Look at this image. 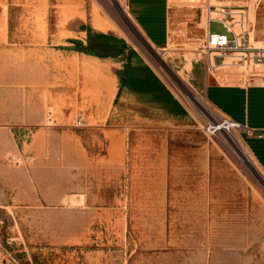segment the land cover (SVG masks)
<instances>
[{
	"label": "rangeland",
	"instance_id": "374dc122",
	"mask_svg": "<svg viewBox=\"0 0 264 264\" xmlns=\"http://www.w3.org/2000/svg\"><path fill=\"white\" fill-rule=\"evenodd\" d=\"M188 1L169 3V46L158 52L112 0H76L77 19L124 38L187 113L123 122L98 119L102 106L77 90L52 89L47 58L20 55L67 47L78 25L58 23L67 12L57 1H12L9 39L0 25V264H264V172L240 131L208 133L222 116L182 72L204 64L208 3L243 9L256 26L264 0Z\"/></svg>",
	"mask_w": 264,
	"mask_h": 264
},
{
	"label": "crops",
	"instance_id": "0c3cea01",
	"mask_svg": "<svg viewBox=\"0 0 264 264\" xmlns=\"http://www.w3.org/2000/svg\"><path fill=\"white\" fill-rule=\"evenodd\" d=\"M12 1L0 0V25L6 27L7 39L10 34L7 26H10L12 22ZM28 1L33 0H20L18 7L27 6ZM56 1L58 7L67 12V16L61 18L58 23L68 24V26L78 25L77 29L72 28L69 31L71 36L65 40L67 47L58 50L23 48L20 51V55L25 57L35 55L48 59V66L53 77L52 89H59L62 86L71 90V94L75 93L73 90H77L80 96L90 100L91 105L102 106L103 112L98 119L104 121L112 117L121 122L128 118L138 119L137 116L142 115L148 109L157 111L162 117L182 118L169 114L167 103L175 100L180 106L181 104L124 38L117 36L110 29L101 30L88 25L85 18L77 19L76 8L80 5L76 4V0ZM122 2L123 13L145 43L158 52H165L169 46L171 31L170 0H122ZM53 7L56 6L53 5ZM18 23L26 25L27 18L21 17ZM256 24V26H252V40L264 45V15L257 20ZM81 27H90L95 32L111 34L124 40L127 49H131L137 54L158 81L152 82L148 87H140L139 90L125 87L119 93V75L125 70L126 57L101 60L72 49L74 41H79L83 46H86V32L82 31ZM26 40L22 44L19 43V46L28 47ZM131 63L135 64L136 60L131 59ZM182 72L183 74L188 73L192 89L201 94L214 111L242 127V139L256 164L264 172V85L260 80L253 79L250 85L245 86L242 83V78L236 74H218L215 77H209L205 74L203 61L193 62V64L188 61ZM60 83L62 84L60 85ZM189 103L199 115L206 112L197 97L189 98ZM211 125L215 130L224 129L221 122ZM110 134L119 136L114 132H110ZM221 134L238 147L242 159L247 161L245 152L239 149V141L236 138L230 139L226 132Z\"/></svg>",
	"mask_w": 264,
	"mask_h": 264
},
{
	"label": "built area",
	"instance_id": "2783aa9c",
	"mask_svg": "<svg viewBox=\"0 0 264 264\" xmlns=\"http://www.w3.org/2000/svg\"><path fill=\"white\" fill-rule=\"evenodd\" d=\"M201 15L206 27L200 40V51L204 56V71L209 77L218 74H236L242 78L245 86L253 79L264 85V45L252 40V25L248 22L243 9L207 4ZM218 24L223 33L210 32V24ZM224 123L232 131H242V127L222 117ZM85 125L82 113L76 119V126ZM215 128L208 130L215 134ZM261 137V136H260Z\"/></svg>",
	"mask_w": 264,
	"mask_h": 264
},
{
	"label": "trees",
	"instance_id": "16d2710c",
	"mask_svg": "<svg viewBox=\"0 0 264 264\" xmlns=\"http://www.w3.org/2000/svg\"><path fill=\"white\" fill-rule=\"evenodd\" d=\"M81 29L86 32V46H83L79 41H74L72 49L101 60L126 57L125 70L119 75V93L125 87L139 90L140 87H148L152 82L158 81L137 54L133 50L127 49L124 40L111 34L95 32L90 27H81ZM131 59L136 60V63L132 64ZM167 105L169 114L182 118L187 115L175 100H171Z\"/></svg>",
	"mask_w": 264,
	"mask_h": 264
},
{
	"label": "bare ground",
	"instance_id": "6f19581e",
	"mask_svg": "<svg viewBox=\"0 0 264 264\" xmlns=\"http://www.w3.org/2000/svg\"><path fill=\"white\" fill-rule=\"evenodd\" d=\"M112 1L114 2V4H116L121 9L120 11H122V13H123V10L121 8V3L119 2V0H112ZM174 1H176V0H171L170 3L174 4ZM192 2H199V0H189L188 1V3H192ZM205 24H206V22H205ZM95 27L98 29H101V30L108 29V26L106 24H102V25L96 24Z\"/></svg>",
	"mask_w": 264,
	"mask_h": 264
}]
</instances>
